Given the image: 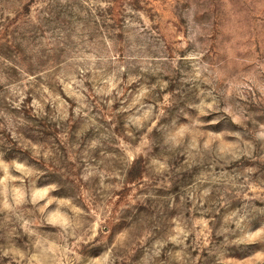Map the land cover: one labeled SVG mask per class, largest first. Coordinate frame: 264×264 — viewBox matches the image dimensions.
<instances>
[{"label": "rangeland", "instance_id": "obj_1", "mask_svg": "<svg viewBox=\"0 0 264 264\" xmlns=\"http://www.w3.org/2000/svg\"><path fill=\"white\" fill-rule=\"evenodd\" d=\"M0 264H264V0H0Z\"/></svg>", "mask_w": 264, "mask_h": 264}]
</instances>
